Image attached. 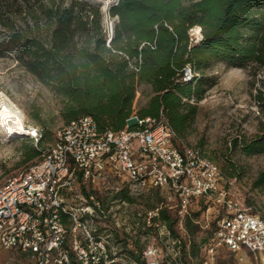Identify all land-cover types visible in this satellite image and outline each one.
Listing matches in <instances>:
<instances>
[{"label": "built area", "instance_id": "2783aa9c", "mask_svg": "<svg viewBox=\"0 0 264 264\" xmlns=\"http://www.w3.org/2000/svg\"><path fill=\"white\" fill-rule=\"evenodd\" d=\"M193 78L186 66L182 81ZM127 123L120 131L100 132L91 116L72 120L38 162L6 178L0 184V248L25 254L29 264H185L174 226L159 213L172 210L182 229L192 205L204 201L222 211L202 247V264H211L221 247L241 261L264 264V217L231 195L219 166L184 144L163 115ZM124 189L135 196L169 194L137 223L144 240L137 254L120 248L119 233L131 235L129 222L119 217L126 218L127 210L117 205Z\"/></svg>", "mask_w": 264, "mask_h": 264}, {"label": "rangeland", "instance_id": "374dc122", "mask_svg": "<svg viewBox=\"0 0 264 264\" xmlns=\"http://www.w3.org/2000/svg\"><path fill=\"white\" fill-rule=\"evenodd\" d=\"M114 1L0 0V109L7 108L18 114L25 127L31 130L29 135L7 140L0 135V184L10 175L38 162L67 123L64 109L69 100L54 81H42L32 73L34 60L31 51L34 49H25V39L18 38L27 36L36 42L49 40L53 25L46 13L56 8L72 7L75 14H84L89 8L94 12L99 10L103 25L110 31L113 17L108 9ZM189 34L195 44L201 41L196 38L193 29ZM74 40L77 42L75 56L85 46L86 37L82 29L76 30ZM196 73L192 90L197 94L183 99L196 111L192 116L190 108L183 107L182 111L189 113V122L180 139L187 146L199 148L204 156L213 160L228 182L231 195L264 217V152L247 154L245 148L261 137L264 131V102L259 98L260 93L264 96V67L258 63H247L242 67L229 65L217 59L211 61L207 68L196 70ZM151 96L149 85L142 83L137 87L131 117L138 116ZM134 122L131 119L128 123ZM38 142H42V147ZM30 149L39 150L40 155L24 162L23 157L29 155ZM123 185L118 181L110 183V186L119 188ZM160 192L135 196L124 189L116 196L119 211L127 210L126 218L122 214L119 217L129 222L125 230L131 234L128 235L130 239L122 232L119 238L123 241L120 248L128 255L137 254L142 249L144 240L140 238L137 223L142 221L146 211L155 208L169 195ZM221 211L214 202L203 201L198 206L192 205L190 217L183 219L182 229L173 225L181 241L182 263L202 264L205 258L202 247L210 237L212 221ZM169 212L172 215L173 211ZM187 220H190L191 231ZM191 245L198 250L197 256L189 255ZM240 257L221 247L211 264H259L250 257L242 261ZM0 264H29V261L25 254L17 250L0 248Z\"/></svg>", "mask_w": 264, "mask_h": 264}, {"label": "trees", "instance_id": "16d2710c", "mask_svg": "<svg viewBox=\"0 0 264 264\" xmlns=\"http://www.w3.org/2000/svg\"><path fill=\"white\" fill-rule=\"evenodd\" d=\"M87 12L51 9L46 13L53 25L49 40L18 38L25 39V49H34L32 73L42 81H54L69 100L64 109L67 123L91 116L100 132L124 129L133 114L136 89L145 83L152 96L137 117L163 115L181 138L189 122L183 107L188 106L192 116L196 111L183 102L197 94L192 90L196 70L217 59L229 65L264 67V0H116L108 9L113 17L110 33L99 10ZM196 26L202 33L198 44L189 34ZM78 29L86 42L74 56ZM186 66L194 74L191 82L182 81ZM259 98L264 102L262 93ZM135 127V122L129 125ZM245 148L247 154L264 152V131ZM30 150L24 162L40 155L39 150ZM159 215L172 229L174 216L167 209ZM197 253L191 245L189 255Z\"/></svg>", "mask_w": 264, "mask_h": 264}, {"label": "bare ground", "instance_id": "6f19581e", "mask_svg": "<svg viewBox=\"0 0 264 264\" xmlns=\"http://www.w3.org/2000/svg\"><path fill=\"white\" fill-rule=\"evenodd\" d=\"M193 32L198 40L202 39L201 28L199 26L193 28ZM21 118L18 114L7 108L0 109V135L7 140L16 136L31 134V130L25 127Z\"/></svg>", "mask_w": 264, "mask_h": 264}]
</instances>
